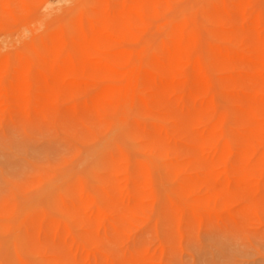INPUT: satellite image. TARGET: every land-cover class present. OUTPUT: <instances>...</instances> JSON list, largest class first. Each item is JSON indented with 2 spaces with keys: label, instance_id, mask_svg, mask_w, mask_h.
Here are the masks:
<instances>
[{
  "label": "bare ground",
  "instance_id": "bare-ground-1",
  "mask_svg": "<svg viewBox=\"0 0 264 264\" xmlns=\"http://www.w3.org/2000/svg\"><path fill=\"white\" fill-rule=\"evenodd\" d=\"M40 117L88 125L96 154L62 181L56 217L20 222L21 247L46 248L45 264H112L99 248L156 205L166 243L246 221L264 200V176L251 185L264 161V0H0V122ZM8 264L26 263L14 251Z\"/></svg>",
  "mask_w": 264,
  "mask_h": 264
},
{
  "label": "rangeland",
  "instance_id": "rangeland-1",
  "mask_svg": "<svg viewBox=\"0 0 264 264\" xmlns=\"http://www.w3.org/2000/svg\"><path fill=\"white\" fill-rule=\"evenodd\" d=\"M179 6L172 5L175 9ZM65 13L62 8L61 14ZM203 23L197 20L202 31ZM91 134L92 129L86 124H63L45 117L0 122V264H8L14 251L20 252L26 264H45L40 255L46 248L38 255L21 247L20 222L28 214L38 213L44 220L56 217L58 210L53 198L62 181L73 173L83 177L93 166L96 154L90 148ZM119 143L131 156L138 155L124 136L119 137ZM256 171V179L251 180L254 188L262 183L264 161L256 166ZM155 186L158 196L169 188L167 183L159 186L155 182ZM250 204L251 213L246 221L183 228L167 243L159 206L144 208L132 214L120 237L105 240V246L99 250L112 258V264L116 263L115 258L132 264L140 256L148 257L153 264V257L159 253L157 264H264V200L253 199ZM12 206H17L14 220L4 226L1 214Z\"/></svg>",
  "mask_w": 264,
  "mask_h": 264
}]
</instances>
